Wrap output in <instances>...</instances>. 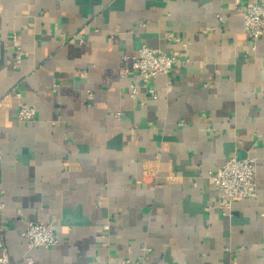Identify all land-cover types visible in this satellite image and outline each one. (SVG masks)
Returning <instances> with one entry per match:
<instances>
[{
	"label": "crops",
	"instance_id": "crops-1",
	"mask_svg": "<svg viewBox=\"0 0 264 264\" xmlns=\"http://www.w3.org/2000/svg\"><path fill=\"white\" fill-rule=\"evenodd\" d=\"M258 1L0 0V227L16 264H115L145 245L146 264H264V37L253 49L244 32ZM143 43L181 58L157 99L124 75ZM15 89L35 121L17 120ZM233 155L256 158L257 197L225 210L211 176ZM30 221L60 243L29 249Z\"/></svg>",
	"mask_w": 264,
	"mask_h": 264
},
{
	"label": "built area",
	"instance_id": "built-area-1",
	"mask_svg": "<svg viewBox=\"0 0 264 264\" xmlns=\"http://www.w3.org/2000/svg\"><path fill=\"white\" fill-rule=\"evenodd\" d=\"M219 19L222 21L223 17L220 15ZM244 32L252 41L253 49H256V42L264 37V1L248 3L245 6ZM175 40L184 47L187 46V42L182 41L181 38L177 37ZM24 56L25 53L18 46L13 58V67L15 69L20 67ZM123 59L124 61H129L130 58L124 55ZM180 62V57L165 53L143 43L137 55L132 57L130 66L125 68L124 75L128 77L132 72H135L143 84L149 85L152 83L148 92L152 98L157 99L159 93L153 85L154 80L160 75H171L176 65ZM171 84L172 81L169 80L168 85L171 86ZM130 86L132 93L136 95L138 93L137 82H132ZM10 96L18 101V121L32 122L36 120V108L21 100V91L15 89ZM149 172L147 171L146 173ZM211 179L218 190L220 206L225 210H230L235 201L257 197V160L252 156L244 158L234 155L230 156L218 168L216 173L211 176ZM0 207H3V204H0ZM104 229H109L108 223L104 225ZM22 234L28 241L29 249L37 247L53 248L60 243V239L56 235V224L53 221L46 223L30 221ZM152 251L153 247L145 245L141 247V253L137 258L123 257L118 259L115 264H146L147 257ZM27 260L32 263L30 257ZM0 264H16L10 257L3 227H0Z\"/></svg>",
	"mask_w": 264,
	"mask_h": 264
}]
</instances>
